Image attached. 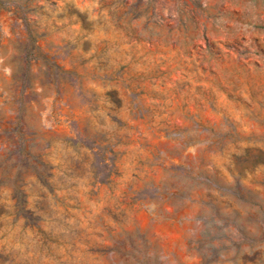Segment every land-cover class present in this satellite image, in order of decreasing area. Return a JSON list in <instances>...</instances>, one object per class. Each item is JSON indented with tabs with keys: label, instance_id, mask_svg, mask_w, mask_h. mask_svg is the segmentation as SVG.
I'll return each mask as SVG.
<instances>
[{
	"label": "rangeland",
	"instance_id": "rangeland-1",
	"mask_svg": "<svg viewBox=\"0 0 264 264\" xmlns=\"http://www.w3.org/2000/svg\"><path fill=\"white\" fill-rule=\"evenodd\" d=\"M0 264H264V0H0Z\"/></svg>",
	"mask_w": 264,
	"mask_h": 264
}]
</instances>
